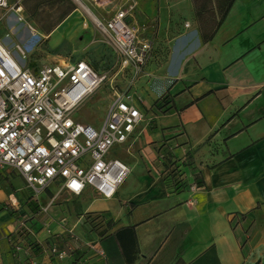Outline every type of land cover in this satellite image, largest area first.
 Here are the masks:
<instances>
[{
  "label": "crops",
  "instance_id": "1",
  "mask_svg": "<svg viewBox=\"0 0 264 264\" xmlns=\"http://www.w3.org/2000/svg\"><path fill=\"white\" fill-rule=\"evenodd\" d=\"M125 2L9 0L21 10L0 8V23L18 39L0 40L18 57L16 45L32 37L51 39L61 31L68 32L61 40L73 39L75 19L80 29L94 32L95 19H111ZM136 2L132 23L152 42L151 60L158 38L172 49L175 74L151 97L131 91L144 120L117 146L128 156L115 157L130 174L106 199L91 188L80 196L61 191L60 181L37 194L23 176L0 166V264H264V0ZM51 19H58L54 29ZM164 94L171 109L152 110ZM170 161L181 166L183 190L163 179ZM88 214H105L113 223L93 245L83 225ZM20 227L40 246L39 254L18 235ZM125 229L135 232L128 256L117 237ZM69 231L82 241L71 243L79 252L53 255L52 233L67 239Z\"/></svg>",
  "mask_w": 264,
  "mask_h": 264
},
{
  "label": "built area",
  "instance_id": "2",
  "mask_svg": "<svg viewBox=\"0 0 264 264\" xmlns=\"http://www.w3.org/2000/svg\"><path fill=\"white\" fill-rule=\"evenodd\" d=\"M125 1L111 19H95L94 24L135 80L152 58L153 44L132 23L136 0ZM0 8L21 10L11 8L9 0H0ZM16 48L21 57L0 40V166L23 176L37 194L60 181L61 191L76 196L91 188L113 198L130 169L110 152L127 143L144 120L132 103L134 81L126 91L113 93L100 127L82 124L74 114L105 78L85 61L35 66L28 62L27 51Z\"/></svg>",
  "mask_w": 264,
  "mask_h": 264
},
{
  "label": "rangeland",
  "instance_id": "3",
  "mask_svg": "<svg viewBox=\"0 0 264 264\" xmlns=\"http://www.w3.org/2000/svg\"><path fill=\"white\" fill-rule=\"evenodd\" d=\"M86 17L88 18V15ZM79 21L80 20L75 19L70 23L75 29L76 34L73 39L64 38L61 40L62 35L67 36L68 32L62 33L61 31H55L52 33L51 39L32 37V39L27 41V44L22 45L17 43L23 50H28V52H26L28 62L35 66L49 65L63 60L74 62L83 59L93 67L95 72L105 78L101 85L86 98L74 114V119L77 122L100 127L112 102L113 93L115 91H126L128 85L133 80V75L130 70L123 68L122 58L112 47L108 36L94 26V32L80 29ZM57 23L58 19H51L48 25L54 29ZM8 32L7 24L0 23V39L6 37L8 42L11 40L15 43V39H18V37L14 35L12 36L15 39L12 36L8 37ZM155 41L157 43L156 54L153 59L148 62L143 73L133 80L134 87H136L138 91L141 90L149 94L148 97H151L153 93H159L161 88L165 86L166 81L175 74V70L171 69V66H173L170 63L171 60H169L171 58L170 53L172 49L169 48V45L158 40V38H155ZM15 49L21 57V52L16 47ZM188 69V65L187 67H183L179 74L182 75V73ZM151 109H156V107L153 106ZM110 156L122 160L126 158L128 154L125 148L115 147L110 152ZM25 220L26 223H32V219L25 218ZM60 222H63L62 224L66 223L64 218L61 219ZM83 225L87 224L84 222ZM20 228L23 230V236H28L30 234L24 227ZM70 230H72V228ZM86 236L89 241H93L92 245L97 243L95 241L99 238V234L91 229L90 226L86 227ZM49 239L52 240L55 245L54 248H56V252L51 249L52 254H56L58 257L61 253L66 251L68 254L79 252V249H75L71 245L72 242L78 245L82 244L80 238L72 232L68 233L67 239L59 232L52 233Z\"/></svg>",
  "mask_w": 264,
  "mask_h": 264
},
{
  "label": "trees",
  "instance_id": "4",
  "mask_svg": "<svg viewBox=\"0 0 264 264\" xmlns=\"http://www.w3.org/2000/svg\"><path fill=\"white\" fill-rule=\"evenodd\" d=\"M168 94H164L161 96L155 103L154 107H156L158 110L163 112H168L171 108H169L170 105V99ZM167 170L164 173L163 179L166 184L171 185V187L175 191L183 190L187 187V183L185 182V175L183 171L181 170V166L176 161H170L167 163ZM203 181H197V186L201 187L203 186ZM28 207L33 213H38L39 207L36 204V202L33 199H29L28 201ZM4 209H7L10 211L11 215L15 214V211H13L9 206H5ZM85 224L91 227V229L95 230L99 235L104 236L110 228L113 227V223L111 220H108L105 214H88L86 216ZM23 230H21L18 235L22 239H26L30 242L31 246L33 247V251L36 254H39L41 251L40 246L35 243L31 242V239H29L27 236L22 235ZM130 234L131 240L129 237L125 240L124 235ZM117 237L121 240V243L123 244V249L125 254L129 255V247L130 245L134 247L135 245V232L133 229H125L122 231H119L117 233ZM86 254V253H85ZM56 255V254H53ZM134 257L129 260L130 263H133Z\"/></svg>",
  "mask_w": 264,
  "mask_h": 264
}]
</instances>
